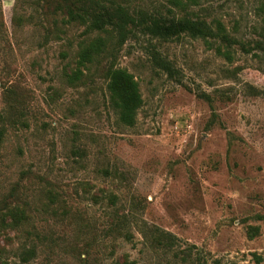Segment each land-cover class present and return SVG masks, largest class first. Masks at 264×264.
I'll return each mask as SVG.
<instances>
[{"label": "rangeland", "instance_id": "rangeland-1", "mask_svg": "<svg viewBox=\"0 0 264 264\" xmlns=\"http://www.w3.org/2000/svg\"><path fill=\"white\" fill-rule=\"evenodd\" d=\"M106 1L264 42V0ZM114 42L58 0H0V213H24L0 225V264H264V54ZM109 65L137 83L131 127L107 104Z\"/></svg>", "mask_w": 264, "mask_h": 264}, {"label": "trees", "instance_id": "trees-1", "mask_svg": "<svg viewBox=\"0 0 264 264\" xmlns=\"http://www.w3.org/2000/svg\"><path fill=\"white\" fill-rule=\"evenodd\" d=\"M187 1L190 3L194 2V0ZM58 2L60 11L68 22L87 20L94 31L112 30L115 33L114 44L116 46L137 36L159 41H170L181 36H187L216 43V52L226 59L230 55L228 48L232 45L236 46L244 54H248L253 50L264 54L263 41L255 40L242 43L235 38L229 37L218 21H214V25L211 27L205 21L199 19L153 16L140 11H137L134 17H130L106 0H58ZM100 47H102V41L96 38L82 52L81 61L87 59L91 53L98 51ZM221 47L223 50H221ZM152 62L168 77L174 75L175 72L167 61L153 55ZM103 78L107 104L114 112L117 122L126 127L133 126L136 112L142 103L137 83L125 70L112 65L105 69ZM23 218V211L18 207H12L0 213V225L15 227ZM27 259L28 252L25 251L17 262L9 264H24ZM215 264L218 263L215 262Z\"/></svg>", "mask_w": 264, "mask_h": 264}]
</instances>
